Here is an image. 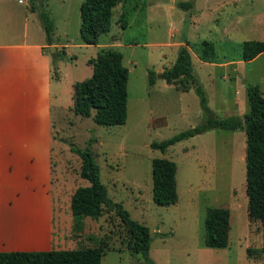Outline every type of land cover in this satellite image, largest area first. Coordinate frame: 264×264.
Segmentation results:
<instances>
[{
  "label": "rangeland",
  "instance_id": "374dc122",
  "mask_svg": "<svg viewBox=\"0 0 264 264\" xmlns=\"http://www.w3.org/2000/svg\"><path fill=\"white\" fill-rule=\"evenodd\" d=\"M84 1L44 0L45 12L55 23L54 41L61 45L54 47L63 53L62 46L69 45L74 55L53 64L54 94L59 97L52 116L54 221L63 226L58 249L99 248L104 251L102 264L145 263L143 255L129 250L131 237L115 212L88 217L82 231L74 230L72 197L91 183L81 177L82 159L72 149L85 150L94 141L91 149L100 180L115 203L150 229L155 264H264L261 225L248 214L246 133L212 130L166 153L151 147L207 121L194 89L183 92L160 77L184 46L216 118L244 119L250 112L248 85H260L264 94V54L242 61L245 42H264V0H120L111 31L101 36L99 45L88 47L80 36ZM180 2H192L193 8L185 11ZM33 6L38 7V0H0V39L23 38L25 28L29 40L46 36ZM203 41L215 43V60L202 61ZM110 50L124 55L130 71L128 120L123 126L98 125L93 115L82 118L73 111V85L91 78L94 70L88 61ZM45 51L52 58L49 49ZM150 71L157 76L154 85ZM158 158L178 168L179 200L172 206L153 200L152 164ZM211 208L230 211L225 249L205 245V219Z\"/></svg>",
  "mask_w": 264,
  "mask_h": 264
},
{
  "label": "trees",
  "instance_id": "16d2710c",
  "mask_svg": "<svg viewBox=\"0 0 264 264\" xmlns=\"http://www.w3.org/2000/svg\"><path fill=\"white\" fill-rule=\"evenodd\" d=\"M120 0H85L80 7V36L84 45L97 46L100 38L111 31L112 18ZM179 8L189 11L192 2H180ZM40 13V19L47 36L49 46L54 45L55 23L46 14H42L39 5L31 8ZM184 42L188 43L186 37ZM203 50L202 61L216 59L217 49L213 42L199 44ZM264 54L263 41H250L243 44L242 61L251 62ZM66 53L53 55V64L64 59ZM88 64L93 67L91 78L78 82L74 86L73 111L82 118L94 116L98 125L123 126L128 120V83L129 69L124 65V55L116 51H104ZM151 85L155 84L156 74L149 73ZM160 77L168 85H175L183 92L194 89L200 98L201 106L207 115L202 126L182 132L162 143H152L154 150L166 153L172 146L212 130L244 131L246 133V191L249 200L250 220L261 225L264 252V94L260 85H248L247 94L250 112L244 119L216 118L209 109L206 94L196 76L192 55L187 46L180 49L175 64L166 69ZM95 113V115H94ZM91 146L85 150L72 149L82 159L81 177L91 186L78 189L72 197V212L75 218L74 230L84 229V219H99L105 210L115 212L127 229L131 239L129 250L134 255H143L145 263L155 264L150 258L151 231L132 219L123 205L115 203L108 195L107 187L100 180L99 167L96 164ZM153 200L159 206H172L178 203V168L175 162L158 158L153 160ZM230 211L224 208H211L205 219V245L211 249H225L230 239ZM104 251L99 248L78 249L72 251L53 250L49 252H12L0 253V264H102ZM250 253V251H249Z\"/></svg>",
  "mask_w": 264,
  "mask_h": 264
},
{
  "label": "crops",
  "instance_id": "0c3cea01",
  "mask_svg": "<svg viewBox=\"0 0 264 264\" xmlns=\"http://www.w3.org/2000/svg\"><path fill=\"white\" fill-rule=\"evenodd\" d=\"M46 48L47 36L29 40L27 28L23 38L0 39V253L62 245L63 226L54 221L52 148L59 97ZM62 49L74 56L69 45Z\"/></svg>",
  "mask_w": 264,
  "mask_h": 264
},
{
  "label": "water",
  "instance_id": "95a60500",
  "mask_svg": "<svg viewBox=\"0 0 264 264\" xmlns=\"http://www.w3.org/2000/svg\"><path fill=\"white\" fill-rule=\"evenodd\" d=\"M38 5H39L40 12L44 14L45 13L44 0H38ZM49 51L51 55H54L57 52V48L54 46H51L49 47Z\"/></svg>",
  "mask_w": 264,
  "mask_h": 264
},
{
  "label": "built area",
  "instance_id": "2783aa9c",
  "mask_svg": "<svg viewBox=\"0 0 264 264\" xmlns=\"http://www.w3.org/2000/svg\"><path fill=\"white\" fill-rule=\"evenodd\" d=\"M21 3H22V1H21Z\"/></svg>",
  "mask_w": 264,
  "mask_h": 264
}]
</instances>
